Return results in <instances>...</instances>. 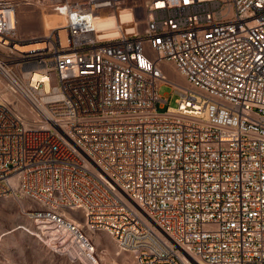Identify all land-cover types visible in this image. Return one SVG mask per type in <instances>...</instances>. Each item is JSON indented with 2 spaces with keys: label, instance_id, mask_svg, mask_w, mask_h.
<instances>
[{
  "label": "built area",
  "instance_id": "obj_1",
  "mask_svg": "<svg viewBox=\"0 0 264 264\" xmlns=\"http://www.w3.org/2000/svg\"><path fill=\"white\" fill-rule=\"evenodd\" d=\"M139 6L138 32L98 36ZM23 8L66 43L22 35ZM5 197L74 259L98 264L105 232L134 264H264V0H0Z\"/></svg>",
  "mask_w": 264,
  "mask_h": 264
},
{
  "label": "rangeland",
  "instance_id": "obj_2",
  "mask_svg": "<svg viewBox=\"0 0 264 264\" xmlns=\"http://www.w3.org/2000/svg\"><path fill=\"white\" fill-rule=\"evenodd\" d=\"M49 14L54 15L55 13L23 8L18 15L20 32L31 31L32 29L36 35L41 36L43 33L42 28H44L43 16H53ZM116 17L121 20L128 34H134L142 27L145 11L139 6L133 15L129 10L121 9L116 16L106 17V19ZM107 35L108 33L105 32L104 36ZM60 37L62 44H65V32L62 31ZM163 70L170 78L183 83L181 76L176 73L177 77H175L171 73L175 71L171 63L165 65ZM158 93L161 96L168 97V103L160 108L161 111L167 106L170 108L177 107L176 100L179 95L173 91L171 86L161 85L158 88ZM22 204L27 205L28 203L23 199L12 197L0 199V264H90L89 262L94 264L96 262L95 259V261H92L88 258L87 260L74 259L46 246L42 240L30 233L37 234V231L33 228V224L19 211ZM18 226H23L25 229L18 228ZM94 241L98 245L96 251L98 264H134L132 257L124 251H119L115 242L107 233L99 232L95 235ZM100 248L105 249L104 252H99Z\"/></svg>",
  "mask_w": 264,
  "mask_h": 264
},
{
  "label": "bare ground",
  "instance_id": "obj_3",
  "mask_svg": "<svg viewBox=\"0 0 264 264\" xmlns=\"http://www.w3.org/2000/svg\"><path fill=\"white\" fill-rule=\"evenodd\" d=\"M49 15H53V14H49ZM42 20H43L44 28H42L43 33H42L41 37L47 36L48 33L50 32V29L59 28V29H57V33H58L59 37H60V33H62V31L65 32L64 28H61L62 25L64 24V19L61 16H59L57 14L56 15L54 14L51 17L43 16ZM96 24H97V27L101 30L98 32V36L100 38H103L106 40L116 38L119 35H132V34H128L125 31L123 23L121 22V20L118 17L113 18V19L103 18V19L98 20L96 22ZM32 32H34V30L32 31V29H31V31H24V32H21V34L22 35H31ZM105 32L108 33V35L106 37L104 36ZM60 39H61V37H60ZM44 47H45L44 42L37 41V42L22 45V46H18V49H20V51H29V50H34V49H41ZM34 78H36V79L40 78V79H42V81H46L45 76H39L36 74V75H34ZM44 84H45L44 89L48 90L49 89L48 83L45 82Z\"/></svg>",
  "mask_w": 264,
  "mask_h": 264
},
{
  "label": "crops",
  "instance_id": "obj_4",
  "mask_svg": "<svg viewBox=\"0 0 264 264\" xmlns=\"http://www.w3.org/2000/svg\"><path fill=\"white\" fill-rule=\"evenodd\" d=\"M171 73H173L174 75H175V77H177V74H176V72L174 71V72H171Z\"/></svg>",
  "mask_w": 264,
  "mask_h": 264
}]
</instances>
